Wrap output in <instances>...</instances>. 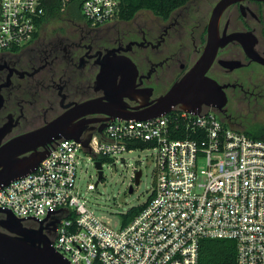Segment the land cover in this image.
I'll return each instance as SVG.
<instances>
[{"label": "built area", "instance_id": "built-area-1", "mask_svg": "<svg viewBox=\"0 0 264 264\" xmlns=\"http://www.w3.org/2000/svg\"><path fill=\"white\" fill-rule=\"evenodd\" d=\"M72 2H81L93 26L116 19L122 4L62 0V9ZM45 14L43 0H0V56L29 45ZM102 134L88 148L65 138L53 144L34 172L0 189V207L40 221L49 207L63 209L48 219L58 217L52 243L71 264H199L206 239L234 241L236 264H264V141L228 126L210 107L199 115L178 108L148 121L109 120ZM143 146L156 152L154 188L140 212L114 228L80 194L82 153L101 162L104 179L105 161Z\"/></svg>", "mask_w": 264, "mask_h": 264}, {"label": "flooded vegetation", "instance_id": "flooded-vegetation-1", "mask_svg": "<svg viewBox=\"0 0 264 264\" xmlns=\"http://www.w3.org/2000/svg\"><path fill=\"white\" fill-rule=\"evenodd\" d=\"M222 1L190 0L168 18L144 11L93 26L81 14L45 24L24 49L0 56V129H6L1 144L66 113L76 117L66 134L72 128L89 134L107 117L100 110L151 107L198 65L209 44L216 51L205 77L219 88L210 108L219 115L235 106L264 112V0L226 7L219 6ZM104 69L109 75L99 81ZM3 220L0 213V233L16 237ZM24 227L42 229L53 242L58 222L30 220Z\"/></svg>", "mask_w": 264, "mask_h": 264}, {"label": "water", "instance_id": "water-1", "mask_svg": "<svg viewBox=\"0 0 264 264\" xmlns=\"http://www.w3.org/2000/svg\"><path fill=\"white\" fill-rule=\"evenodd\" d=\"M234 1L236 0H223L219 6L226 7ZM215 51L216 47L214 49V46L209 44L198 65L180 82H177L166 95L156 99L151 107L133 112L100 110L99 114L107 117L101 119L99 121L102 123L100 127L89 134L74 130V128H72L73 133L66 134L67 129L65 128L72 124L76 118L72 117L70 113H66L52 123L19 136L3 145L1 142L6 136V129H0V189L34 172L52 152L49 147L53 146L54 139L74 140L84 148H88L94 132L98 131L102 134L109 120L148 121L170 114L173 108L177 106L188 113L199 115L203 106H216L214 93L219 90L218 85L205 77L207 69L213 62ZM127 63L130 69H134L135 66L131 60L128 59ZM108 75L109 71L102 70L98 78L99 81L104 80ZM82 135L83 138H81ZM102 136L104 137L103 134ZM95 166L99 170L100 181L103 179L101 162H96ZM141 174L140 170L136 172V185L140 183ZM132 192L133 185L129 188V193ZM60 211H63V209L52 211L49 207L47 218L40 221L34 217L17 218L10 209L0 207V213L4 215L3 226L16 236L11 237L0 233V264H71L67 258L54 248L51 241L43 237L41 234L42 229L33 231L24 227L25 219L33 218L43 225L51 213L54 214ZM57 222L60 221L57 220Z\"/></svg>", "mask_w": 264, "mask_h": 264}, {"label": "rangeland", "instance_id": "rangeland-1", "mask_svg": "<svg viewBox=\"0 0 264 264\" xmlns=\"http://www.w3.org/2000/svg\"><path fill=\"white\" fill-rule=\"evenodd\" d=\"M143 13L145 12H140L137 16ZM54 22L48 21L46 28ZM220 116L228 126L248 134L256 135L264 128V112L239 110L235 106ZM155 156L156 152L152 149H136L111 158V161H105L104 179L100 181L96 190L88 191V183L96 184L98 175L94 162L88 155L82 153L77 177L80 194L87 206L114 228L120 227L123 215L133 208L143 206L151 196L155 184ZM134 170L143 172L138 185L134 183ZM131 185L133 192L129 193Z\"/></svg>", "mask_w": 264, "mask_h": 264}, {"label": "trees", "instance_id": "trees-1", "mask_svg": "<svg viewBox=\"0 0 264 264\" xmlns=\"http://www.w3.org/2000/svg\"><path fill=\"white\" fill-rule=\"evenodd\" d=\"M190 0H122L118 19L131 20L141 11H151L159 17L168 18L171 12ZM46 14L38 22L42 28L48 21L78 19L81 16V2H72L62 9V0H43ZM254 139L264 141V128L256 135L248 134ZM145 149V146L142 147ZM141 207L133 208L125 215V224L131 221ZM236 243L226 239H206L200 246L199 264H236Z\"/></svg>", "mask_w": 264, "mask_h": 264}]
</instances>
